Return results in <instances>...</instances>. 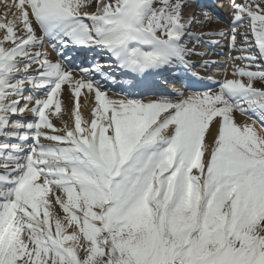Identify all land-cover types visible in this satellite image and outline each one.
<instances>
[{"label":"snow or ice","instance_id":"1","mask_svg":"<svg viewBox=\"0 0 264 264\" xmlns=\"http://www.w3.org/2000/svg\"><path fill=\"white\" fill-rule=\"evenodd\" d=\"M0 2V264H264V0Z\"/></svg>","mask_w":264,"mask_h":264},{"label":"bare ground","instance_id":"2","mask_svg":"<svg viewBox=\"0 0 264 264\" xmlns=\"http://www.w3.org/2000/svg\"><path fill=\"white\" fill-rule=\"evenodd\" d=\"M5 11V6L2 2H0V15H3ZM214 28H218V29H221V28H225L226 26L225 25H222L220 24L219 22L215 23L213 25ZM81 104H82V107H81V111H82V114L83 116L86 118V119H90L91 118V113H90V105L89 106H84V103H83V98H82V101H81ZM67 106L69 108V110L73 107V104L71 101H68L67 102ZM67 119H69V122L71 123V116L69 117H66ZM237 119V118H236ZM239 121V120H238ZM239 122H244L242 119H240ZM57 125L59 126L60 122L59 121H56ZM57 207V210H59L58 206Z\"/></svg>","mask_w":264,"mask_h":264}]
</instances>
